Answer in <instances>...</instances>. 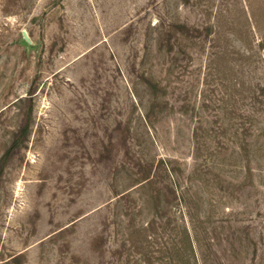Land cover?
Masks as SVG:
<instances>
[{
    "label": "rangeland",
    "instance_id": "rangeland-1",
    "mask_svg": "<svg viewBox=\"0 0 264 264\" xmlns=\"http://www.w3.org/2000/svg\"><path fill=\"white\" fill-rule=\"evenodd\" d=\"M0 264H264V0H0Z\"/></svg>",
    "mask_w": 264,
    "mask_h": 264
},
{
    "label": "water",
    "instance_id": "water-1",
    "mask_svg": "<svg viewBox=\"0 0 264 264\" xmlns=\"http://www.w3.org/2000/svg\"><path fill=\"white\" fill-rule=\"evenodd\" d=\"M23 36H24V39H25L27 42H29V43H30V39L28 38V36L26 35V33H25V32L23 33Z\"/></svg>",
    "mask_w": 264,
    "mask_h": 264
}]
</instances>
